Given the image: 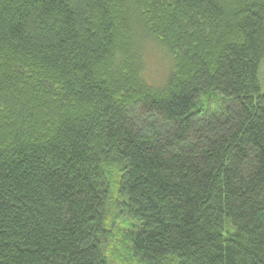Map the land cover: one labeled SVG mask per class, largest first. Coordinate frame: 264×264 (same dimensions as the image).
<instances>
[{
	"label": "trees",
	"instance_id": "obj_1",
	"mask_svg": "<svg viewBox=\"0 0 264 264\" xmlns=\"http://www.w3.org/2000/svg\"><path fill=\"white\" fill-rule=\"evenodd\" d=\"M263 59L264 0H0V264H264Z\"/></svg>",
	"mask_w": 264,
	"mask_h": 264
},
{
	"label": "rangeland",
	"instance_id": "obj_2",
	"mask_svg": "<svg viewBox=\"0 0 264 264\" xmlns=\"http://www.w3.org/2000/svg\"><path fill=\"white\" fill-rule=\"evenodd\" d=\"M152 70H153V67H152ZM154 76L158 78L160 74L154 73ZM260 81L262 85V90H264V59L262 60L260 64ZM117 214H118L117 207L113 203V205L109 209V217L113 219L117 216ZM122 227H123V224H121L119 230L117 229V227L112 228V236L116 240L108 241L107 245H108L109 254L113 258V260L118 264H137L135 259H129V256L124 253V247L122 245V242L118 239V237H120V234L122 233V230H121Z\"/></svg>",
	"mask_w": 264,
	"mask_h": 264
}]
</instances>
